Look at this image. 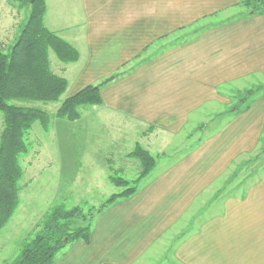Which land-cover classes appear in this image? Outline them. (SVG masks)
<instances>
[{
    "label": "crops",
    "instance_id": "crops-1",
    "mask_svg": "<svg viewBox=\"0 0 264 264\" xmlns=\"http://www.w3.org/2000/svg\"><path fill=\"white\" fill-rule=\"evenodd\" d=\"M78 2L80 24L49 27L46 0V27L79 52L51 68L69 82L65 98L103 81L101 125L107 136L109 123L131 128H118L126 157L137 145L152 154L159 138L165 147L213 110L221 122L156 158L133 195L95 217L90 240L53 264H264V15L241 0ZM243 89L249 101L236 107L231 92ZM135 160L123 168L105 158L101 170L123 176ZM246 165L249 175L236 177Z\"/></svg>",
    "mask_w": 264,
    "mask_h": 264
},
{
    "label": "trees",
    "instance_id": "trees-1",
    "mask_svg": "<svg viewBox=\"0 0 264 264\" xmlns=\"http://www.w3.org/2000/svg\"><path fill=\"white\" fill-rule=\"evenodd\" d=\"M25 21L9 51L0 49V112L4 130L0 137V232L13 218L20 204V182L24 177L23 156L30 152L29 136L33 125L40 122L48 131L52 117L37 107L17 105L14 101L58 102L67 92L69 82L51 68L50 52L59 61H78L79 52L45 25L46 0H22ZM249 15H264V0H241ZM120 75V74H119ZM102 85H89L67 96L55 118L78 121L82 106H102ZM137 159L142 170L133 183L122 176H110V182L121 189L104 201L95 213L88 214L81 206L71 209L63 203L49 207L31 232L22 240L16 256L8 264H53L69 245L91 238L96 216L120 199L129 198L139 183L154 169L156 158L141 145L128 155Z\"/></svg>",
    "mask_w": 264,
    "mask_h": 264
},
{
    "label": "rangeland",
    "instance_id": "rangeland-1",
    "mask_svg": "<svg viewBox=\"0 0 264 264\" xmlns=\"http://www.w3.org/2000/svg\"><path fill=\"white\" fill-rule=\"evenodd\" d=\"M47 1L46 23L49 27L54 20L57 27L66 26L74 21L77 24L81 23L82 15L79 11V0ZM21 3L22 0H0V49L4 51L10 50L19 36L25 17H27L26 10ZM241 9L247 10L243 5ZM74 32L77 33V30ZM50 58L53 63L52 67H54L55 62H60L53 52H50ZM70 77H72L71 74ZM102 82L99 85H102ZM254 89L252 88V93L255 92ZM69 91L58 102L54 103L13 102L17 105L45 110L51 115L52 122L48 131L43 130L40 122L35 123L31 130L29 136L31 150L27 156H23L21 159L24 177L20 182V204L13 218L7 224V231H5L2 242H0V264L6 262L8 264L16 256L21 237H26L28 232L32 231L36 223L53 204L63 203L68 209L81 206L86 214L89 210H93L92 212L95 213L112 194L121 191L108 180L107 173L109 172L101 170L105 166V158H113L120 167L126 166L128 156H125L124 142L121 140L124 134L118 131L121 125L109 123L110 134L107 136L104 126L101 125L105 124L106 121L101 123L99 106L80 107L81 117L78 121L61 124L56 121L54 123L55 120H58L55 118L56 111ZM236 91L231 92L233 99H235L233 104L239 107L242 102L248 103L250 96L247 92L249 90ZM246 103L242 107H245ZM220 114L221 111L216 109L210 115L195 120L193 125L179 136L170 139V141L168 139L164 144L165 147L163 146V138L155 140L156 143H152L154 151L152 155L159 158L169 154H177L178 151L184 150L191 142H196L203 135L202 131L213 121L216 125L220 124L221 120H218ZM125 129L128 130L124 131ZM129 129L131 128L121 126V131L123 130L125 133L129 132ZM3 130V114L0 112V137ZM113 154L114 156H112ZM259 158L260 155L257 153L253 157V164L248 166L253 170L261 167L264 161L262 160L259 165ZM134 162L135 165H129L123 175L133 183L138 179L142 170L141 164L137 160ZM248 166L246 165L242 170L237 167L236 177H247L251 171ZM111 175L121 176L115 171L109 174V178ZM215 191L210 194L213 195Z\"/></svg>",
    "mask_w": 264,
    "mask_h": 264
},
{
    "label": "water",
    "instance_id": "water-1",
    "mask_svg": "<svg viewBox=\"0 0 264 264\" xmlns=\"http://www.w3.org/2000/svg\"><path fill=\"white\" fill-rule=\"evenodd\" d=\"M113 79H114V77H111V78L107 79V80L105 81V83H107V82H109V81H111V80H113Z\"/></svg>",
    "mask_w": 264,
    "mask_h": 264
}]
</instances>
